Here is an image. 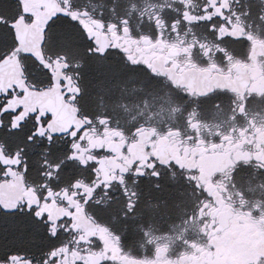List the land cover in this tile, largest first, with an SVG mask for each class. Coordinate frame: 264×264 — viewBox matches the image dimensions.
<instances>
[{
	"label": "snow or ice",
	"instance_id": "6c2138e0",
	"mask_svg": "<svg viewBox=\"0 0 264 264\" xmlns=\"http://www.w3.org/2000/svg\"><path fill=\"white\" fill-rule=\"evenodd\" d=\"M145 4L0 0V264H264V0Z\"/></svg>",
	"mask_w": 264,
	"mask_h": 264
},
{
	"label": "flooded vegetation",
	"instance_id": "af4514ba",
	"mask_svg": "<svg viewBox=\"0 0 264 264\" xmlns=\"http://www.w3.org/2000/svg\"><path fill=\"white\" fill-rule=\"evenodd\" d=\"M174 0H167V4L171 5L173 4ZM246 2H250V0H233V7L237 8V10H240L243 8ZM92 4L98 5V6H104L107 7L109 4V0H91ZM136 5L137 8H143L146 6L145 0H128V6L131 7L132 5ZM147 4H156V5H165V0H147ZM29 7H32L33 5L29 4ZM99 10V8H98ZM147 21L145 20V23ZM133 27H136L139 23L137 16L134 14L131 21ZM259 31L262 36H264V24H260L259 22L253 23V31ZM17 32L19 37L21 38L22 42H30L33 39V32L31 29L25 27V25L21 22L17 24ZM32 49H34V45H32ZM19 73V67L16 65L15 61H10L9 63L0 66V80H3L5 82L14 79ZM247 74L244 75L243 79H246ZM241 81V87L243 86V82ZM259 87L264 88V81H259ZM44 97H29V99L26 101V103L31 107L33 104H38L44 101ZM261 115H264V112L261 113ZM162 151H166V148L162 146ZM261 182H264V178H259L255 184H254V190L247 193V196L250 201L255 200H264V190L261 188L255 186L256 184H259ZM53 214L58 215L59 211L57 209H53ZM78 223L83 226L84 222L82 220L78 219ZM145 228L149 230L151 233L160 235L162 234V231L167 228L170 234L172 233L171 228H168L164 220H158L154 221L151 224H145ZM179 233V229H176V233ZM141 244H144L143 238H138L136 242V248H139Z\"/></svg>",
	"mask_w": 264,
	"mask_h": 264
}]
</instances>
